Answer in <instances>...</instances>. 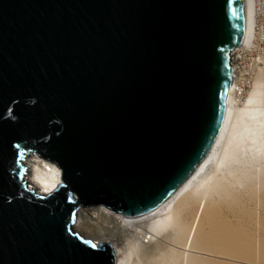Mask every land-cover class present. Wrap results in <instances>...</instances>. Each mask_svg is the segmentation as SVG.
<instances>
[{"label":"water","instance_id":"95a60500","mask_svg":"<svg viewBox=\"0 0 264 264\" xmlns=\"http://www.w3.org/2000/svg\"><path fill=\"white\" fill-rule=\"evenodd\" d=\"M245 0H0V264H117L80 208L143 214L203 164L227 115ZM62 171L32 191L23 160Z\"/></svg>","mask_w":264,"mask_h":264},{"label":"bare ground","instance_id":"6f19581e","mask_svg":"<svg viewBox=\"0 0 264 264\" xmlns=\"http://www.w3.org/2000/svg\"><path fill=\"white\" fill-rule=\"evenodd\" d=\"M245 6L234 56L242 64H235L226 119L203 164L143 214L120 216L102 205L78 213L74 232L109 244L117 264H264V67L252 77L244 62L247 48L264 36V0ZM23 165L40 195L62 183L59 166L39 154L26 155Z\"/></svg>","mask_w":264,"mask_h":264},{"label":"rangeland","instance_id":"374dc122","mask_svg":"<svg viewBox=\"0 0 264 264\" xmlns=\"http://www.w3.org/2000/svg\"><path fill=\"white\" fill-rule=\"evenodd\" d=\"M247 49L248 50L245 51L247 53H246L244 62H246V64L248 65L246 67L247 69H249L248 72L252 74V77H255L258 75L260 68L264 67V36L259 39V43L257 44V47L255 48L248 47ZM243 54L244 52L242 53V56ZM249 81L251 83V79ZM35 154H38V153H35ZM88 208L89 207H82L79 211L85 210ZM227 213L231 218H233L232 213H230V211H228Z\"/></svg>","mask_w":264,"mask_h":264},{"label":"built area","instance_id":"2783aa9c","mask_svg":"<svg viewBox=\"0 0 264 264\" xmlns=\"http://www.w3.org/2000/svg\"><path fill=\"white\" fill-rule=\"evenodd\" d=\"M237 52H238V51L235 49V50L231 53V56H230V60H231L230 62H231V65H232V67H233V70H234V71H233V79H234V78L236 77V75H237V72H236L237 69L235 68V66H236L235 64H237V66L242 64V62L240 63V62H237L236 60H234V56H235V54H236ZM239 63H240V64H239ZM242 84H243V83H242ZM249 87H250V83H249V82L246 83V84H245V83L243 84V88H244V89L247 90ZM246 90H245V92H246Z\"/></svg>","mask_w":264,"mask_h":264}]
</instances>
